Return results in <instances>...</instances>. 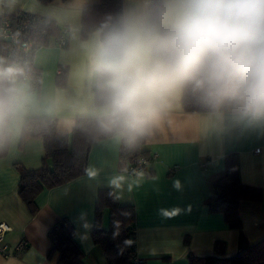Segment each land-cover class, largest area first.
Returning <instances> with one entry per match:
<instances>
[{"label": "clouds", "instance_id": "9594fccd", "mask_svg": "<svg viewBox=\"0 0 264 264\" xmlns=\"http://www.w3.org/2000/svg\"><path fill=\"white\" fill-rule=\"evenodd\" d=\"M81 14L79 7L64 14L80 56L69 74L81 89L76 97L65 87L33 89L21 64L0 57V154L19 143L35 117L69 111L130 151L163 132L186 99L202 131L264 125V0H128L86 27ZM85 171L90 180L99 174ZM145 178L133 169L131 179L121 174L109 184L131 192ZM174 187L180 189L178 180Z\"/></svg>", "mask_w": 264, "mask_h": 264}, {"label": "crops", "instance_id": "0c3cea01", "mask_svg": "<svg viewBox=\"0 0 264 264\" xmlns=\"http://www.w3.org/2000/svg\"><path fill=\"white\" fill-rule=\"evenodd\" d=\"M122 1L124 7L128 0ZM95 3L97 0H52L48 4L38 0H0V17L26 11L51 19L67 30L65 48L55 47L52 41L35 52L34 66L41 72L37 91L65 87L70 96L81 93L69 80L80 56L64 14L70 8L83 11ZM81 18L82 14L77 20L81 22ZM61 68L67 69L63 86L57 85ZM35 118L55 119L56 135L69 137L77 120L87 117L69 111L60 116ZM64 119L73 123L65 125ZM121 148L122 144L107 138L95 142L87 168L98 169L97 177L90 180L85 173L66 184L43 190L35 199L34 214L19 196L20 170L41 167L43 142L29 139L21 143L20 139L15 147L0 154V223L11 228L3 244L9 252L23 241L29 245L17 255H0V264H57L59 255L49 256L52 244L47 233L61 219L73 226L85 264H104L91 233L98 194L105 189L111 190L116 199L120 196L117 201L121 205L134 208L135 254L145 264H188L189 256L231 257L238 252L242 238L251 245L264 238V125L225 123L217 129L202 131L196 113L178 109L165 130L145 144L144 149L154 158L144 170L145 180L131 192L126 185L117 190L109 184L117 175L132 178L125 172L127 162L121 156ZM258 148L261 151L255 153ZM229 152L238 155L241 182L262 192L259 201L240 203V229L229 227L221 214H211L205 206L212 193L207 178L223 169L224 156ZM177 180L179 190L174 187ZM174 209H179L176 215L163 214ZM107 217L106 213L102 218L104 228L108 225Z\"/></svg>", "mask_w": 264, "mask_h": 264}, {"label": "trees", "instance_id": "16d2710c", "mask_svg": "<svg viewBox=\"0 0 264 264\" xmlns=\"http://www.w3.org/2000/svg\"><path fill=\"white\" fill-rule=\"evenodd\" d=\"M48 4L52 0H38ZM64 1V0H63ZM123 8L122 0H97L82 11L81 23L86 27L101 20L108 14H116ZM11 26L20 30L21 39L26 40L29 48L12 45L0 37V57L16 61L25 68L27 82L37 90L41 81V72L34 66L35 52L48 47L62 34L53 20L35 13L19 11L14 15L1 16ZM67 69H60L57 85L63 86ZM185 112L196 113V106L190 99L183 102ZM29 139L43 142L44 157L37 170H20L19 196L29 207L32 214L36 211L35 199L46 189H52L82 176L86 173L87 159L91 146L106 138L95 134L88 118L78 119L69 137L56 135V120L53 118H34L25 128L21 143ZM144 145L135 151L121 148L122 158L129 164H135L142 157H149ZM212 193L205 202L209 213L221 214L231 228L240 229L239 205L242 201H259L260 189L241 182L239 176L238 155L229 152L224 156L221 171L207 178ZM107 213L108 225H102ZM52 244L49 254H58L57 264H85L84 253L77 241L76 232L67 219L56 222L47 233ZM135 211L132 206L121 205L111 190H101L95 205V224L91 238L101 250L104 264H131L135 256ZM188 264H264V238L254 244L241 239L238 252L231 257L210 255L204 257L189 256Z\"/></svg>", "mask_w": 264, "mask_h": 264}, {"label": "built area", "instance_id": "2783aa9c", "mask_svg": "<svg viewBox=\"0 0 264 264\" xmlns=\"http://www.w3.org/2000/svg\"><path fill=\"white\" fill-rule=\"evenodd\" d=\"M0 37L5 39L6 41H10L12 45H17L22 48H29L30 44L26 40L21 39L20 30H17L16 27L11 26L10 22L7 19H0ZM53 45L57 48L63 49L67 46V30L62 29V34L59 35L56 39L53 40ZM261 149H256L255 153H259ZM154 158V157H152ZM152 158L150 157H142L136 160L135 164L127 163L126 169L127 174L132 175L133 169L136 170H145V168L149 165ZM140 161H145L146 163H140ZM173 168L172 170H174ZM11 230V228L5 224L0 223V255L3 257H10L13 255H17L18 253L22 252L26 249L29 245L27 242L23 241L19 243L13 252H9L8 248L3 244L6 234ZM135 245V239H134ZM131 264H145L142 259H140L136 254L132 259Z\"/></svg>", "mask_w": 264, "mask_h": 264}]
</instances>
